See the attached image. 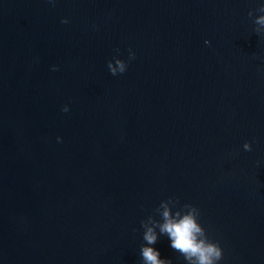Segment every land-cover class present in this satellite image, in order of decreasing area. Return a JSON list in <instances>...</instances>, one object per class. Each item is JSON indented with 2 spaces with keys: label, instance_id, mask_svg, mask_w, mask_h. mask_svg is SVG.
<instances>
[{
  "label": "water",
  "instance_id": "water-1",
  "mask_svg": "<svg viewBox=\"0 0 264 264\" xmlns=\"http://www.w3.org/2000/svg\"><path fill=\"white\" fill-rule=\"evenodd\" d=\"M261 5L0 0V264H189L186 204L218 264H264Z\"/></svg>",
  "mask_w": 264,
  "mask_h": 264
},
{
  "label": "clouds",
  "instance_id": "clouds-1",
  "mask_svg": "<svg viewBox=\"0 0 264 264\" xmlns=\"http://www.w3.org/2000/svg\"><path fill=\"white\" fill-rule=\"evenodd\" d=\"M256 11L264 13V5H261ZM248 15L251 17L253 13L249 12ZM62 23H67V21H62ZM254 23L259 26L255 28V32L264 34L261 32V29L264 28V15L256 18ZM134 58L135 54L130 51L129 59ZM115 63L117 67H113L112 62L108 63L110 73L113 76L123 74L127 69V64L120 59H116ZM63 111L67 112L68 108L65 107ZM243 147L246 151H251L249 143H245ZM185 208L189 209L188 214L178 219L171 218L170 213L167 210L164 211L165 222L160 227L161 233L169 237L171 248L181 253L189 264H218L223 256L221 247L218 243L209 240L205 229L198 223L199 210L188 204L185 205ZM176 215L177 217L181 216L179 212ZM144 240L149 245L157 242V236L151 228L145 233ZM141 253L144 264H171V261L159 259L160 253L151 247H143Z\"/></svg>",
  "mask_w": 264,
  "mask_h": 264
}]
</instances>
